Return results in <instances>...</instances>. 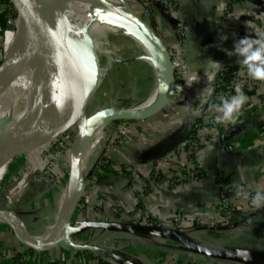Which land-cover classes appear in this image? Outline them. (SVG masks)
Returning a JSON list of instances; mask_svg holds the SVG:
<instances>
[{"label": "crops", "instance_id": "crops-1", "mask_svg": "<svg viewBox=\"0 0 264 264\" xmlns=\"http://www.w3.org/2000/svg\"><path fill=\"white\" fill-rule=\"evenodd\" d=\"M126 1L153 27L166 48L181 53L193 79L153 117L109 129L106 135L112 143L102 147V159H97L99 153L84 167L79 187L80 200L94 212L85 215L77 209L72 220L152 221L173 228L174 216L181 211L184 232H179L200 245L226 253L264 252V206L251 203L258 190L264 192V91L245 93L248 101L235 123H216L198 132L202 147L194 169L198 167L200 178L169 186L164 183L169 169L166 162L177 158L176 151L153 161L171 145L186 121L197 118L214 90V76L223 66L235 64L229 67H237L236 74L247 73L225 50L234 51L238 41V17L251 19L246 28L252 36L257 29L264 30V0H172L177 4L174 13L165 11L156 0ZM183 26L190 29L184 40L179 36ZM181 94L188 98L186 102ZM217 114L213 110V116ZM120 128L126 134L122 142L117 141ZM32 174L13 173L15 178L2 184L0 208L10 211L25 232L36 238V228L43 221L40 215L49 208V196L44 186L34 184ZM240 188L249 194L248 199L237 195ZM222 195L229 196L238 210V218L230 225L223 222ZM114 208L121 209V215H114ZM74 240L90 250L75 253L56 247L32 251L0 222V264H59L78 257L84 264H97L98 259L109 264H238L205 258L177 241L144 233L93 228Z\"/></svg>", "mask_w": 264, "mask_h": 264}, {"label": "water", "instance_id": "water-1", "mask_svg": "<svg viewBox=\"0 0 264 264\" xmlns=\"http://www.w3.org/2000/svg\"><path fill=\"white\" fill-rule=\"evenodd\" d=\"M87 4L97 5L95 0H83ZM13 9L17 12V17L21 12L34 17L43 27V29L52 37L60 38L61 52L72 70L60 71L58 81L52 97L56 104L54 113L55 121L48 129L47 133L38 139H29L23 141L13 155L11 162H27L35 158H39L48 152L51 147L69 130L76 129V135L72 144L68 159V175L65 183L64 198L59 214L56 216L55 224L51 233L44 239H38L28 235L22 227L19 220L8 210L0 208V222L5 224L12 232L16 240L32 251H49L56 247H62L72 252L78 253L90 250L89 247L78 245L73 242V238L85 233L89 229L98 228L117 232H133L144 233L149 235L167 237L175 240L191 252L210 259L233 262L238 264H262L264 261V252L257 253H226L210 249L200 245L189 237L181 234L178 230L160 226H148L131 223H117L111 221H77L72 222V218L80 198V182L83 167L81 166V148L85 141L86 133L91 125L98 122L111 121H145L161 112L170 102L171 98L179 91L175 89L174 74L171 67L169 54L162 40L159 38L153 27L147 25L141 18L127 9L130 16L129 21L139 25L148 41L152 45L154 52L161 60L165 70L164 89L160 99L151 107L140 111H125L128 101L123 103L121 109L109 108L103 111H97L92 115H87L84 111L85 106L92 97L97 86V60L91 43V36L83 29V24H75L77 29L82 33V44L78 45L65 34L64 21L71 20L70 14L64 11L65 6L60 8L59 25L55 29L50 24L47 14L46 0H9ZM101 12H107L110 15L119 18L114 14L115 10H108L97 7ZM118 13V11H115ZM122 14V13H119ZM120 19V18H119ZM81 28V29H80ZM56 38V39H55ZM226 66H235V64H227ZM1 67V66H0ZM58 67H56L57 69ZM222 68L215 74L218 77ZM55 70V68H54ZM53 70V71H54ZM54 74V73H53ZM11 114L8 113L0 118V128L11 121ZM19 119V116L17 117ZM22 119V118H21ZM20 119V121H21ZM197 118L194 117L186 121L178 132L176 138L171 145L153 161H159L166 158L183 143L189 135L191 129L196 123ZM28 122L21 129H26ZM20 139L9 133H3L0 130V150L6 148L13 142ZM74 224L78 227L72 228ZM93 250V249H92Z\"/></svg>", "mask_w": 264, "mask_h": 264}, {"label": "rangeland", "instance_id": "rangeland-1", "mask_svg": "<svg viewBox=\"0 0 264 264\" xmlns=\"http://www.w3.org/2000/svg\"><path fill=\"white\" fill-rule=\"evenodd\" d=\"M95 1L97 2L98 5L99 3H101V0H95ZM116 1L121 5L124 13L119 14L120 12L117 13L113 11L114 14H117L119 16L120 20H118L117 22L120 23L107 25V27L103 28L101 31L104 37L103 40L104 46L99 50L97 54H95L97 60V75H98L97 86L92 97L90 98V100L88 101L87 105L84 108V111L87 115H92L97 111H103L109 108L121 109L125 101H128L129 104L123 110L130 112L140 111V108L144 106V104H146V102L148 101V98L151 95L152 89L154 87L152 81L153 78H149L152 74V68L150 67L147 61L143 60L146 56L145 52L140 46H138L135 43L133 39L125 36L124 34V33H128L129 31L128 26L126 24L125 25L123 24L124 21H129L130 19L127 9H130L132 11L133 9L127 3L126 0H116ZM12 11L15 13L16 17L14 21H12L11 23L12 28L6 31H11L15 35H17L19 33V30L15 22L18 20L19 16L17 17V12L15 9H13V7H12ZM64 11L67 14H70V11L68 10V6H65ZM88 11L90 13H99V12L101 13V11L98 8L93 7V5H91ZM78 13H80V15H83L87 12L84 9L81 10V12L78 11ZM134 14L137 15L135 12ZM75 20L76 19H74L73 17H71V20L66 19L63 25L66 31L65 34L67 38L71 39L72 41L80 45L83 42L81 31L85 30L89 34L91 32L87 30L85 26H83V29L80 28L81 31H79L75 25L78 24V21ZM42 31H43V27L39 25L37 37L33 45L34 53L32 52L33 55H31L28 64L27 75L24 80L25 86L23 90H26L28 89V87L33 85L34 90H37L38 88L39 89L43 88L45 91H48L49 95L42 102L44 103L47 100L53 98L52 93L54 92L57 85L54 82L56 78L59 76L60 71H62L64 61L62 56L58 64V69L56 70L57 73L55 74L54 78H52L53 84H51V86L50 84L48 86H45L44 81H41L40 79L46 76V71L48 70V66H49V58L50 56L53 55L54 48H52V46L49 45V40L51 37L46 36ZM3 37H4V33H3ZM11 39H12L11 36H9L7 40L5 39L6 48L8 47ZM0 45H1V50H0V66H1L4 58V51L6 50V48H4L5 50L3 49V42H1ZM32 58H33V62L31 61ZM36 60H38V62ZM64 69L72 70V67L68 63H66L64 65L63 70ZM35 82L37 83L35 84ZM174 84H176L175 76H174ZM183 84L184 83L182 82L181 85L178 84L177 86H185ZM175 89L178 91L179 88H175ZM182 97L183 95L181 94L180 99H182ZM183 102H186V100H184ZM55 110L56 109H52L49 112L55 113ZM46 113L42 114L37 120H35L29 125V127L31 126V128L27 136L21 140L20 144L23 141H27L29 139H38L47 133L48 129L54 123L55 118L49 120L48 122H46V124L40 126V124L42 123L43 116ZM124 122L127 123V122H139V121H111L108 123L107 132L109 131L110 128L115 129L116 126ZM35 127L38 128L34 129ZM106 134L102 137V140L100 142V147H99L100 151L102 147L107 145L110 141V139L109 140L107 139ZM75 135H76V129L72 128L51 147V149L48 151V153L45 156H42L40 158H35L30 162L15 161L10 164L11 162L10 160L7 163L3 177L0 180V188H1L3 186L2 185L3 183L15 178L13 173H23V174L34 173L32 174L35 175V179H33L34 184L37 187L44 186L43 190H45V192L49 196L48 198L49 201L47 202L49 208L46 209L40 215V218L43 219V221L40 220L39 221L40 225L39 227L36 228L37 229L36 238L41 239L43 236H48L51 233L53 226L55 224V220H56L55 200L58 198V195H60L59 190L65 184L67 179L68 159L72 144L74 142ZM99 155L100 156H98L97 159L98 158L102 159V153H100ZM83 169L81 170L82 173H83ZM82 173H81V181H82ZM49 188L52 189L49 190ZM72 222L74 221L72 220ZM75 238H73V242L75 241L74 240ZM208 248H212V247H208Z\"/></svg>", "mask_w": 264, "mask_h": 264}, {"label": "bare ground", "instance_id": "bare-ground-1", "mask_svg": "<svg viewBox=\"0 0 264 264\" xmlns=\"http://www.w3.org/2000/svg\"><path fill=\"white\" fill-rule=\"evenodd\" d=\"M62 6H68L70 16L76 19L75 21H78V24L81 22L86 27V29L91 32V43L95 54H97L104 46V37L101 33L102 29L107 27V25L120 23L117 22L120 19L110 15L107 12L90 13L88 10L90 9L91 5L85 3L83 0H46L47 14L50 19V24L55 29V32L56 27L59 25V11ZM93 7H102L105 10L112 9L120 13H124L121 5L116 0H101L99 5L95 4ZM84 9L87 13L80 15L78 11L81 12V10ZM15 23L19 30L17 35L11 31H6L4 33V36H11L12 39L5 50L4 58L0 67V118L1 116H5L8 113H12V118L10 123L5 124L0 128V130L3 133H9L14 137H19L20 139L0 150V180L3 177L7 163L15 154L21 140L27 136L31 128L29 125L37 120L42 114L49 112L52 109H56V104L53 98L42 103L49 95L48 91H45L43 88L34 90V86L31 85L28 87V89L23 90L25 86L24 80L27 75L28 64L31 55L34 53L33 45L37 37L39 25L41 24L26 12H21L18 20ZM123 24H126L129 30L128 33H124L125 36L133 39L135 43L143 49L146 54L143 60L147 61L152 68V78L154 77L152 81L154 87L152 89L151 95L148 98V101H145L146 104L140 108V110H145L146 108L151 107L157 100H159L163 94V84L166 75L165 70L161 60L158 58L154 52V49L152 48V45L148 41L143 29L132 21H124ZM42 32L46 36H50L44 29ZM59 39L57 38L55 42L51 37L49 40V45L54 48V53L49 58V66L48 70L46 71V76L40 79L41 81H44L45 86H48L49 84L51 86V84H53L52 78H54L55 74L57 73L56 70L58 68L56 69V67H58L62 56L64 61L63 64L65 65L67 63L64 54L60 49V44H62L63 40L60 42ZM31 61L33 62V58ZM36 61L38 62V60ZM63 68L62 71L65 70H63ZM57 81L58 77L54 83L57 84ZM36 83L37 82H35V84ZM18 116L19 119L17 118ZM53 118L54 112L46 113L43 116L40 126L46 124V122ZM26 122H28L26 124L27 128L21 129ZM36 128L38 127H35L34 129ZM107 130L108 124L106 122H98L94 125H91L88 132L86 133L85 141L81 148L80 160L82 167H86L87 164L100 153V142L102 137L107 133ZM65 186L66 185L64 184L60 188V195L57 194L58 198L55 200L56 216L59 214L62 206Z\"/></svg>", "mask_w": 264, "mask_h": 264}, {"label": "built area", "instance_id": "built-area-1", "mask_svg": "<svg viewBox=\"0 0 264 264\" xmlns=\"http://www.w3.org/2000/svg\"><path fill=\"white\" fill-rule=\"evenodd\" d=\"M156 1L168 13H174L177 9L176 2L172 0H156ZM246 21L248 23L252 22L251 19L248 17H238V29H239L238 40L252 34V31L246 28V23H245ZM189 31H190L189 27L187 26L181 27L179 29L180 38L184 40L185 37L188 35ZM167 51L169 54L171 67L174 71L175 83H176L175 88L182 89L185 86H187V84L188 85L191 84V80L193 79L190 66L188 65L186 59L176 49L167 48ZM182 82L184 83L183 85L185 86H177L178 84L181 85ZM214 82H215L214 90L212 91V94L207 102L209 103V106L203 107L201 112L197 114V119L207 118V122L210 127H213L216 124L214 121L212 105L220 103L219 97L221 95H224L226 97H231L232 95H235V86L237 84L242 85V91L244 93H246L247 91L262 93L264 91V82L253 80L247 73L243 75L235 74L227 83L218 80V77L215 79ZM216 88H218L217 92H216ZM185 95L188 94L186 93ZM262 95H264V93H262ZM212 97H214V100L210 101ZM183 98H184L183 101L188 100L186 96H183ZM195 124H194L195 132L189 134L185 138L183 143L177 148L176 150V154L178 155L177 158H175V160H170V161L167 160L166 162L169 169L167 170L164 183H166L169 186L177 185L179 183L189 180H194L201 177V172L198 169V167L196 166L197 168L195 169L194 167L196 165L195 156L202 147V143L198 135V132L204 127L202 126L197 127V125ZM117 137H118L117 141L119 142L126 140V134L124 129H120L119 131H117ZM109 143H112V141L110 140ZM220 205H221V214H222L223 222L226 225L233 224L235 220L238 218L239 214L237 208L230 201L229 196L222 195L220 198ZM77 209L80 211V213H84L85 215H89L94 212L93 207L89 206L85 202H82L81 200H78L76 210ZM112 213L114 215H121L122 211L119 208H114L112 210ZM181 220H182V214L181 211H178L173 219V229L181 231L180 228ZM130 223L156 226L155 223L152 221H149L145 224L141 221L135 220ZM74 226L78 227V225L76 224H74ZM59 264H84V259L78 257L74 259L73 262L62 261Z\"/></svg>", "mask_w": 264, "mask_h": 264}, {"label": "clouds", "instance_id": "clouds-1", "mask_svg": "<svg viewBox=\"0 0 264 264\" xmlns=\"http://www.w3.org/2000/svg\"><path fill=\"white\" fill-rule=\"evenodd\" d=\"M245 23L248 24L247 21ZM225 51L228 56L236 57L237 62L247 69V74L253 80L264 82V30L257 29L254 36L248 35L239 39L234 44V51ZM215 64L219 66V63ZM219 100L220 103L212 105V109L218 113L214 117L215 123H235L248 101V97L242 91V85L237 84L235 95L231 97L221 95ZM237 195L244 199L249 198V194L243 188L238 190ZM251 203L257 208L264 206V192L258 190L251 197Z\"/></svg>", "mask_w": 264, "mask_h": 264}, {"label": "trees", "instance_id": "trees-1", "mask_svg": "<svg viewBox=\"0 0 264 264\" xmlns=\"http://www.w3.org/2000/svg\"><path fill=\"white\" fill-rule=\"evenodd\" d=\"M15 17H16L15 13L12 11V6L9 3V1L8 0H0V30H1L0 31V44H1V42H3V49L6 48L5 47V43H6L5 39L7 40L9 38V36H7V38H6V36L3 37V32L12 28L11 23H12V21H14ZM0 50H1V45H0ZM4 53H5V51H4ZM237 69H238L237 67H225V69H223L219 73L218 80H221L222 82L227 83L233 77V75L236 74ZM217 91H218V88H216V92ZM213 100H214V97H212L210 99V101H213ZM208 106H209V103H206V105L204 107H208ZM195 125H197V127L198 126L199 127L202 126L205 128L210 127L208 122L204 121V119H197ZM194 129L195 128L193 126V128L191 129L189 134L194 133L195 132ZM97 264H109V263L103 261L102 259H98Z\"/></svg>", "mask_w": 264, "mask_h": 264}]
</instances>
